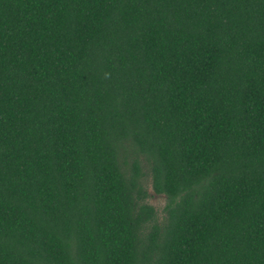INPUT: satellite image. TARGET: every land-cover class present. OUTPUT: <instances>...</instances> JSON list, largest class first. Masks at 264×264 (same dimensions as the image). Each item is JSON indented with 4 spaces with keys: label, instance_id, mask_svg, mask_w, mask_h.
<instances>
[{
    "label": "trees",
    "instance_id": "1",
    "mask_svg": "<svg viewBox=\"0 0 264 264\" xmlns=\"http://www.w3.org/2000/svg\"><path fill=\"white\" fill-rule=\"evenodd\" d=\"M0 264H264V0H0Z\"/></svg>",
    "mask_w": 264,
    "mask_h": 264
},
{
    "label": "rangeland",
    "instance_id": "2",
    "mask_svg": "<svg viewBox=\"0 0 264 264\" xmlns=\"http://www.w3.org/2000/svg\"><path fill=\"white\" fill-rule=\"evenodd\" d=\"M164 202H165L164 197L155 195L154 193L151 192V190H149L148 203L156 209L159 215L161 214L162 208L164 206Z\"/></svg>",
    "mask_w": 264,
    "mask_h": 264
}]
</instances>
